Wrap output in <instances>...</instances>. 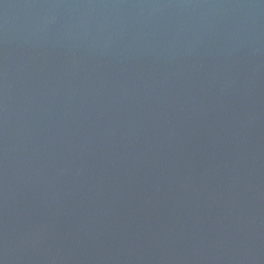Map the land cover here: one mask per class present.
I'll return each mask as SVG.
<instances>
[{
    "label": "water",
    "instance_id": "1",
    "mask_svg": "<svg viewBox=\"0 0 264 264\" xmlns=\"http://www.w3.org/2000/svg\"><path fill=\"white\" fill-rule=\"evenodd\" d=\"M0 264H264V0H0Z\"/></svg>",
    "mask_w": 264,
    "mask_h": 264
}]
</instances>
